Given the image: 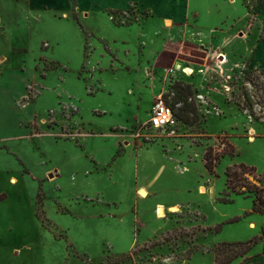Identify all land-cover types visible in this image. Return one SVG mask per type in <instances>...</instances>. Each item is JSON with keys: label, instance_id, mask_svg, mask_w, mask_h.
Returning <instances> with one entry per match:
<instances>
[{"label": "rangeland", "instance_id": "374dc122", "mask_svg": "<svg viewBox=\"0 0 264 264\" xmlns=\"http://www.w3.org/2000/svg\"><path fill=\"white\" fill-rule=\"evenodd\" d=\"M239 163L264 184V0H0V264H217L264 224Z\"/></svg>", "mask_w": 264, "mask_h": 264}, {"label": "trees", "instance_id": "16d2710c", "mask_svg": "<svg viewBox=\"0 0 264 264\" xmlns=\"http://www.w3.org/2000/svg\"><path fill=\"white\" fill-rule=\"evenodd\" d=\"M248 73V72H247ZM174 115L179 116L182 120L187 121L188 119H184L182 115L178 112L176 113L174 107H171ZM178 118V117H177ZM231 145V144H230ZM214 147L207 149L205 153L206 167L209 171L214 172L215 167L220 162V156L213 152ZM235 149L233 145H231V149L229 150L230 154H233ZM257 171L256 167L247 165L245 163H239L231 165L227 168V188L237 194H245L247 196H253V208L252 211L259 214H264V184L257 185L253 184L248 180L247 175L255 174ZM260 180L264 181V173L262 174V178ZM258 241H263L264 243V224L261 228V233L259 236L252 238L246 242H234L231 244V247H234V250L231 254H229L228 258L220 261H217V264H230L237 257H244L243 262L248 261L260 254H255L248 256L250 250L254 247V245ZM264 253V249H263Z\"/></svg>", "mask_w": 264, "mask_h": 264}, {"label": "built area", "instance_id": "2783aa9c", "mask_svg": "<svg viewBox=\"0 0 264 264\" xmlns=\"http://www.w3.org/2000/svg\"><path fill=\"white\" fill-rule=\"evenodd\" d=\"M178 118L174 115L172 108L162 97L156 99L150 110L148 126L151 128L162 129L175 126Z\"/></svg>", "mask_w": 264, "mask_h": 264}, {"label": "bare ground", "instance_id": "6f19581e", "mask_svg": "<svg viewBox=\"0 0 264 264\" xmlns=\"http://www.w3.org/2000/svg\"><path fill=\"white\" fill-rule=\"evenodd\" d=\"M188 70H189V71H192V69H189V68H188ZM185 71H186V70H185ZM189 71H187V73H188ZM173 209H174L173 211H177V210H178L176 207H174Z\"/></svg>", "mask_w": 264, "mask_h": 264}, {"label": "crops", "instance_id": "0c3cea01", "mask_svg": "<svg viewBox=\"0 0 264 264\" xmlns=\"http://www.w3.org/2000/svg\"><path fill=\"white\" fill-rule=\"evenodd\" d=\"M246 262V261H245ZM245 262L241 263V264H244Z\"/></svg>", "mask_w": 264, "mask_h": 264}, {"label": "water", "instance_id": "95a60500", "mask_svg": "<svg viewBox=\"0 0 264 264\" xmlns=\"http://www.w3.org/2000/svg\"><path fill=\"white\" fill-rule=\"evenodd\" d=\"M52 176V175H51Z\"/></svg>", "mask_w": 264, "mask_h": 264}]
</instances>
